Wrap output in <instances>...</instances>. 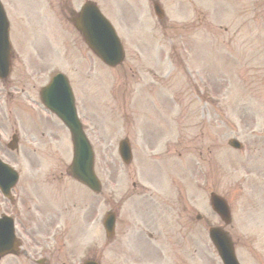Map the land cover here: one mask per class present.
I'll return each instance as SVG.
<instances>
[{
  "label": "rangeland",
  "instance_id": "rangeland-1",
  "mask_svg": "<svg viewBox=\"0 0 264 264\" xmlns=\"http://www.w3.org/2000/svg\"><path fill=\"white\" fill-rule=\"evenodd\" d=\"M2 1L13 51L6 90L24 92L7 99L0 85V154L22 176L17 208L0 196V214H16L24 249L33 257L36 244L54 243V264H80L93 250L100 264H219L207 237L218 225L208 205L216 193L229 205L225 230L241 263L264 264V0H156L162 24L150 0H90L121 31L126 57L113 71L61 15L85 0ZM42 3L53 7L40 12ZM55 73L72 85L100 195L67 179L68 134L38 101ZM232 138L243 151L228 147ZM113 210L115 240L106 242L98 221Z\"/></svg>",
  "mask_w": 264,
  "mask_h": 264
},
{
  "label": "water",
  "instance_id": "water-1",
  "mask_svg": "<svg viewBox=\"0 0 264 264\" xmlns=\"http://www.w3.org/2000/svg\"><path fill=\"white\" fill-rule=\"evenodd\" d=\"M83 33L84 41L87 46L105 63L113 66L114 64H118L122 60V51L118 46L117 41L114 37L115 35L111 30L107 34L109 40L112 41L111 43L100 42L95 37L94 39H91L89 38V35L86 31ZM6 37L7 32L5 18L0 7V78L5 77L9 71V46L5 43ZM98 43H101V45H98ZM41 100L43 104L52 112H54L69 129L73 146V163L70 167L72 176L78 181L87 185L92 191L98 192L99 184L93 175L92 152L79 127V124L76 121L72 97L65 80L62 78H56L52 82V84L45 90L44 97ZM231 144L233 145V143ZM123 158H125V155H123ZM126 161L127 159L125 160V162ZM9 188L10 187H7L5 190L4 194L6 196L8 195ZM210 203L213 209L218 214H220L223 219H228L227 207L221 199L212 195L210 197ZM110 222L111 220L108 221L105 226L107 235H110L112 232L111 228L108 227ZM11 226L12 222L9 219H3L0 221V230L2 232H5L6 234L12 232ZM3 239L4 238L0 236V242H3ZM2 249L3 248H1L0 250ZM2 254L3 252H0V255Z\"/></svg>",
  "mask_w": 264,
  "mask_h": 264
},
{
  "label": "flooded vegetation",
  "instance_id": "flooded-vegetation-1",
  "mask_svg": "<svg viewBox=\"0 0 264 264\" xmlns=\"http://www.w3.org/2000/svg\"><path fill=\"white\" fill-rule=\"evenodd\" d=\"M26 234L28 236V233H26ZM37 250H38V247L35 245L34 246V251L32 253V254H34L33 257L26 250H23L17 257H15V259L16 258L17 259L18 258L19 259H25L28 262H31V263L35 264L34 262H36V260L34 259V257L37 254H39V255H42V257H41L42 261L40 262V264H54V263H52L53 256H51L52 254H51V252L49 250L46 252V249H40L41 250V253H39ZM56 261L59 262V259H57Z\"/></svg>",
  "mask_w": 264,
  "mask_h": 264
}]
</instances>
